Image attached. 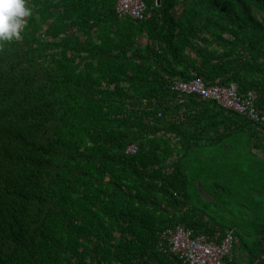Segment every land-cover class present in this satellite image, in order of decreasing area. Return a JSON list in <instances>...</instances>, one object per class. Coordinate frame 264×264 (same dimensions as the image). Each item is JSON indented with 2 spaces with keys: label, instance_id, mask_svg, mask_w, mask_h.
Here are the masks:
<instances>
[{
  "label": "trees",
  "instance_id": "1",
  "mask_svg": "<svg viewBox=\"0 0 264 264\" xmlns=\"http://www.w3.org/2000/svg\"><path fill=\"white\" fill-rule=\"evenodd\" d=\"M117 1L26 0L0 43V264H184L157 246L176 226L264 264V130L170 90L234 84L264 112V0H144L136 20Z\"/></svg>",
  "mask_w": 264,
  "mask_h": 264
},
{
  "label": "built area",
  "instance_id": "2",
  "mask_svg": "<svg viewBox=\"0 0 264 264\" xmlns=\"http://www.w3.org/2000/svg\"><path fill=\"white\" fill-rule=\"evenodd\" d=\"M117 8L121 12L138 13L134 16H142L141 0H118ZM170 90L211 100L220 108L247 118L256 125L257 130H264V112L255 107L256 97L252 91L240 95L233 84L228 86L207 84L201 79L189 82L174 81ZM136 151L137 147L130 145L125 153L135 154ZM233 242L232 231H227L222 236L218 234L216 239H210L203 234L194 236L192 230L176 226L159 234L157 246L161 252L177 256L184 264H222L223 258L231 254Z\"/></svg>",
  "mask_w": 264,
  "mask_h": 264
},
{
  "label": "clouds",
  "instance_id": "3",
  "mask_svg": "<svg viewBox=\"0 0 264 264\" xmlns=\"http://www.w3.org/2000/svg\"><path fill=\"white\" fill-rule=\"evenodd\" d=\"M31 14L26 0H0V43L19 38L24 18Z\"/></svg>",
  "mask_w": 264,
  "mask_h": 264
},
{
  "label": "bare ground",
  "instance_id": "4",
  "mask_svg": "<svg viewBox=\"0 0 264 264\" xmlns=\"http://www.w3.org/2000/svg\"><path fill=\"white\" fill-rule=\"evenodd\" d=\"M117 3H118V1H117ZM141 3H142V5H143V11H142V16L141 17H139V16H131L129 13H127V12H121V11H119L118 10V8H117V4H116V9H117V12H118V16H119V18L120 17H122V16H129L130 18H132V19H141V18H144V17H147L148 15L146 14V16H145V10H146V5H145V3H144V0H141ZM160 3H161V0H155V5L156 6H159L160 5ZM197 79H200V78H197ZM202 80V79H201ZM176 81H181V80H176ZM185 82V81H184ZM187 82H189V81H187ZM218 85V84H217ZM230 85V84H229ZM234 85V84H233ZM221 86H226V85H221ZM228 86V85H227ZM235 86V85H234ZM237 90V89H236Z\"/></svg>",
  "mask_w": 264,
  "mask_h": 264
},
{
  "label": "rangeland",
  "instance_id": "5",
  "mask_svg": "<svg viewBox=\"0 0 264 264\" xmlns=\"http://www.w3.org/2000/svg\"><path fill=\"white\" fill-rule=\"evenodd\" d=\"M137 3H139V2H137ZM134 6H136V4H134ZM180 11H178V12H173V14H175V15H177L178 13H179ZM136 13H133V14H130L131 16H134ZM136 15H138V13L136 14ZM202 198L204 199V200H206V201H209L211 198L207 195V194H203L202 195Z\"/></svg>",
  "mask_w": 264,
  "mask_h": 264
}]
</instances>
